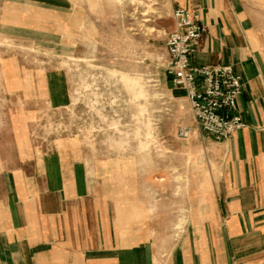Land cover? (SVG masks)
Listing matches in <instances>:
<instances>
[{
	"label": "rangeland",
	"instance_id": "obj_1",
	"mask_svg": "<svg viewBox=\"0 0 264 264\" xmlns=\"http://www.w3.org/2000/svg\"><path fill=\"white\" fill-rule=\"evenodd\" d=\"M241 1L264 38V0ZM173 11L172 0H0V155L79 151L118 228L131 216L143 227L155 264L188 223L194 183L219 172L165 70Z\"/></svg>",
	"mask_w": 264,
	"mask_h": 264
},
{
	"label": "crops",
	"instance_id": "obj_2",
	"mask_svg": "<svg viewBox=\"0 0 264 264\" xmlns=\"http://www.w3.org/2000/svg\"><path fill=\"white\" fill-rule=\"evenodd\" d=\"M172 2L197 9L205 27L192 63L241 75L245 126L225 140L204 136L219 172L194 183L188 223L163 264H264V38L241 0ZM98 184L65 145L13 162L0 155V264H155L143 227L131 216L118 228Z\"/></svg>",
	"mask_w": 264,
	"mask_h": 264
},
{
	"label": "built area",
	"instance_id": "obj_3",
	"mask_svg": "<svg viewBox=\"0 0 264 264\" xmlns=\"http://www.w3.org/2000/svg\"><path fill=\"white\" fill-rule=\"evenodd\" d=\"M173 16L175 27L166 40L165 70L174 84L184 90L201 130L216 140H225L245 126L238 111L242 77L230 64L195 66L192 56L205 31L200 13L197 9L177 7ZM189 133L187 126L178 129L179 137Z\"/></svg>",
	"mask_w": 264,
	"mask_h": 264
}]
</instances>
